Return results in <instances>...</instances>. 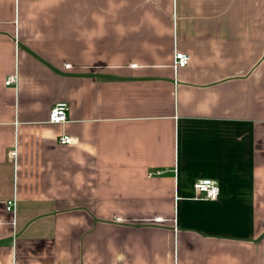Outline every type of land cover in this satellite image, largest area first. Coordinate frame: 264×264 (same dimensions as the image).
<instances>
[{"label": "crops", "instance_id": "obj_1", "mask_svg": "<svg viewBox=\"0 0 264 264\" xmlns=\"http://www.w3.org/2000/svg\"><path fill=\"white\" fill-rule=\"evenodd\" d=\"M0 264H264V0H0Z\"/></svg>", "mask_w": 264, "mask_h": 264}, {"label": "built area", "instance_id": "obj_2", "mask_svg": "<svg viewBox=\"0 0 264 264\" xmlns=\"http://www.w3.org/2000/svg\"><path fill=\"white\" fill-rule=\"evenodd\" d=\"M190 55L184 51H175L173 67L175 69L184 67L189 63ZM69 66V64L67 65ZM17 82V74L10 75L5 83L7 85H13ZM67 103L58 102L52 106L49 114V121L52 123H65L67 122ZM61 144H67L71 141V137L68 134H62L59 138ZM194 189L196 191V197L201 199L215 200L220 195V185L212 178H201L194 183ZM16 202L12 199L8 202L7 209L15 213Z\"/></svg>", "mask_w": 264, "mask_h": 264}]
</instances>
